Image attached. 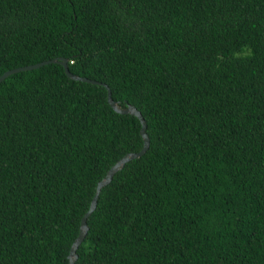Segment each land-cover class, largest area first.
I'll use <instances>...</instances> for the list:
<instances>
[{
  "label": "trees",
  "instance_id": "16d2710c",
  "mask_svg": "<svg viewBox=\"0 0 264 264\" xmlns=\"http://www.w3.org/2000/svg\"><path fill=\"white\" fill-rule=\"evenodd\" d=\"M141 114L73 264H264V0H0V74L49 59ZM140 123L59 63L0 82V264H67Z\"/></svg>",
  "mask_w": 264,
  "mask_h": 264
},
{
  "label": "water",
  "instance_id": "95a60500",
  "mask_svg": "<svg viewBox=\"0 0 264 264\" xmlns=\"http://www.w3.org/2000/svg\"><path fill=\"white\" fill-rule=\"evenodd\" d=\"M59 63L62 68H63V72L65 73V75L67 77H69L72 80H77V81H81V82H86V83H90V84H100L102 85L105 90H106V100L107 103L109 104V106L117 113L119 114H130L133 115L137 118V120L140 123V128H139V134L141 136V140H142V144L141 147L138 151L136 152H132V153H127L125 154L123 157H121L117 162H115L112 166H110L108 168V170L106 171L105 175L101 178L100 181H98L97 185H96V189L95 192L91 198L90 204L88 209L85 211V213L81 216L80 221H79V228H78V232L76 237L74 238L73 242L71 243V246L69 248V252H68V262L67 264H73L75 258H76V254H75V250L78 246V244L82 241V239L84 238V235L86 233L87 230V226L85 223V220L87 218V216L90 214V212L93 210V208L95 207V201L97 198V194L99 192V189L104 186L105 184H107L113 173L116 172L117 170H119L121 168V166L127 162L130 159H134V158H138L140 157L147 149L148 147V137L144 132L145 129V122L141 116V114L139 113L138 110H136L133 106L127 104L123 107H120L115 101H113L110 98V91L109 88L104 84V83H99L97 81L85 78V77H80L74 74H71L68 69H67V65H66V59H49V60H44V61H40L34 64H29V65H24V66H20V67H16L13 69H9L4 71L2 74H0V82L7 77L8 75L18 72V71H26V70H31V69H35L38 68L39 66H42L44 64L47 63Z\"/></svg>",
  "mask_w": 264,
  "mask_h": 264
}]
</instances>
